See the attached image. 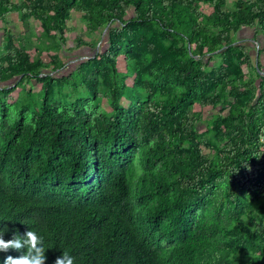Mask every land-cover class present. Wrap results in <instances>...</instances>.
I'll use <instances>...</instances> for the list:
<instances>
[{
	"label": "trees",
	"instance_id": "1",
	"mask_svg": "<svg viewBox=\"0 0 264 264\" xmlns=\"http://www.w3.org/2000/svg\"><path fill=\"white\" fill-rule=\"evenodd\" d=\"M74 12L107 45L62 75ZM14 14L25 34L38 22L37 46ZM244 28L264 36V0H0L4 239L35 231L46 264L63 251L74 264H264V76L236 43Z\"/></svg>",
	"mask_w": 264,
	"mask_h": 264
},
{
	"label": "rangeland",
	"instance_id": "2",
	"mask_svg": "<svg viewBox=\"0 0 264 264\" xmlns=\"http://www.w3.org/2000/svg\"><path fill=\"white\" fill-rule=\"evenodd\" d=\"M237 0H227V6L230 10H234V5ZM15 20L12 21L13 26H10L13 33L18 35L20 38H30L31 42L28 44L29 48H33L38 45V36L40 32L37 29L38 22L36 20L31 21V31L27 34L24 33L25 28L21 21V16L19 14L14 15ZM17 23V25H16ZM69 30L67 32V44L61 49V58L66 62L64 69L60 71L62 75H67L72 73L77 66L82 62L93 56L100 48H105L107 45V38H104L105 30H101L95 34H91L86 30V24L81 16V14L74 12L72 14L71 21L68 23ZM26 35V36H25ZM81 36L85 41L93 46H83L78 48L77 37ZM45 40H43V43ZM2 36L0 34V51H1ZM47 60V55L43 56ZM220 60L218 59L215 64H218ZM214 65V64H213ZM248 70V69H247ZM250 70V69H249ZM256 76V73L253 72ZM260 80H258L259 82ZM30 87L34 88V91L38 92L39 88L35 81L28 84ZM104 97V95H103ZM41 98V96L39 97ZM128 104L127 101H125ZM100 104L107 108L110 105V98L105 96L100 100ZM204 124L200 123L199 128H203Z\"/></svg>",
	"mask_w": 264,
	"mask_h": 264
},
{
	"label": "clouds",
	"instance_id": "3",
	"mask_svg": "<svg viewBox=\"0 0 264 264\" xmlns=\"http://www.w3.org/2000/svg\"><path fill=\"white\" fill-rule=\"evenodd\" d=\"M261 142H264V129L261 130ZM8 229H0V252L15 250L22 252L18 257L7 256L3 264H46V251L44 238L35 231L29 230L23 236L17 231L9 240L4 239ZM26 249V251H24ZM55 264H74V257L67 251H63L62 256L55 260Z\"/></svg>",
	"mask_w": 264,
	"mask_h": 264
},
{
	"label": "crops",
	"instance_id": "4",
	"mask_svg": "<svg viewBox=\"0 0 264 264\" xmlns=\"http://www.w3.org/2000/svg\"><path fill=\"white\" fill-rule=\"evenodd\" d=\"M12 1L19 2L20 0ZM14 15H10L8 18L11 26H13L12 21L15 20ZM235 38L237 44H242L248 48L255 61L259 59L262 64L261 75L264 76V36L258 33L256 28H244L235 35Z\"/></svg>",
	"mask_w": 264,
	"mask_h": 264
}]
</instances>
